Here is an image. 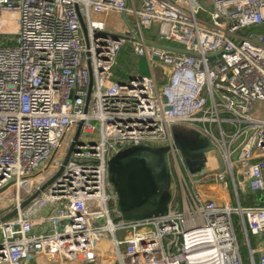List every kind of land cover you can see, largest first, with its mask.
I'll list each match as a JSON object with an SVG mask.
<instances>
[{
	"label": "built area",
	"instance_id": "1",
	"mask_svg": "<svg viewBox=\"0 0 264 264\" xmlns=\"http://www.w3.org/2000/svg\"><path fill=\"white\" fill-rule=\"evenodd\" d=\"M127 44L149 77L116 80ZM176 127L212 149L200 178ZM130 147L167 149L164 216L122 220L107 163ZM13 210L0 264H264V0H0V219Z\"/></svg>",
	"mask_w": 264,
	"mask_h": 264
},
{
	"label": "water",
	"instance_id": "2",
	"mask_svg": "<svg viewBox=\"0 0 264 264\" xmlns=\"http://www.w3.org/2000/svg\"><path fill=\"white\" fill-rule=\"evenodd\" d=\"M79 25L84 38L85 46H88L87 31L82 19L79 17ZM116 38V37H114ZM132 42H138V37L134 34ZM91 78L87 88L88 102ZM81 125H79L74 140L79 136ZM175 148L178 150L184 160L186 170L194 178H200L204 173V154L210 150L206 142H194L188 139L187 135L174 140ZM73 145L69 148L65 162L68 160ZM166 148L150 149L147 147H130L123 149L115 154L107 163L108 174L111 175L114 182V190L118 198V207L123 214L124 221L148 220L164 216L167 212V205L170 201V179L165 164ZM148 156L156 158L158 170L164 181L162 190L156 184L152 176V168L149 164ZM220 171H222V163ZM51 182V181H50ZM50 182L45 184L40 191L36 192L29 199L24 201L19 209H24L30 201L35 199ZM16 210L8 213L0 219L3 223L14 216Z\"/></svg>",
	"mask_w": 264,
	"mask_h": 264
},
{
	"label": "rangeland",
	"instance_id": "3",
	"mask_svg": "<svg viewBox=\"0 0 264 264\" xmlns=\"http://www.w3.org/2000/svg\"><path fill=\"white\" fill-rule=\"evenodd\" d=\"M144 39L149 40V41H154L156 40V28L153 27L148 31L143 32ZM153 70H157L156 67H153ZM156 72V71H154ZM159 72V70H158ZM114 77L116 78L117 81L119 82H127L129 78L133 76H140V77H149L150 73L148 70V66L143 58L136 57L133 55L131 52V45L127 44L121 50L119 51L116 62H115V67L113 69ZM73 91L70 93L69 99H72ZM95 129L97 130V127L95 125ZM188 134L187 131L181 130V127H176L172 131V137L173 139L177 138H182ZM93 139L96 141L97 140V134L93 136ZM166 157V156H165ZM229 190V189H228ZM223 192V191H222ZM260 199L261 196H258ZM234 219V227L236 228V233L238 237V244L240 249H244V252L246 250L245 248V240L243 239V236L239 230L240 224L237 221L236 218ZM262 240L264 241V236L262 237ZM253 243V240H251ZM99 250L101 252H107L111 251V248L109 247V244L106 240L102 241L99 244Z\"/></svg>",
	"mask_w": 264,
	"mask_h": 264
},
{
	"label": "flooded vegetation",
	"instance_id": "4",
	"mask_svg": "<svg viewBox=\"0 0 264 264\" xmlns=\"http://www.w3.org/2000/svg\"><path fill=\"white\" fill-rule=\"evenodd\" d=\"M191 138L190 136L188 137V139ZM148 160H149V164L152 168V176L153 179L155 180L156 184L158 185V187H160V190H162L163 185H164V181L161 177V174L158 170V166H157V162H156V158L154 156H148ZM108 177L110 179V181L113 183L114 180L111 177L110 174H108ZM122 212H124V210L121 209Z\"/></svg>",
	"mask_w": 264,
	"mask_h": 264
},
{
	"label": "trees",
	"instance_id": "5",
	"mask_svg": "<svg viewBox=\"0 0 264 264\" xmlns=\"http://www.w3.org/2000/svg\"><path fill=\"white\" fill-rule=\"evenodd\" d=\"M241 250V253L243 254V257H245V252H244V249H240Z\"/></svg>",
	"mask_w": 264,
	"mask_h": 264
},
{
	"label": "crops",
	"instance_id": "6",
	"mask_svg": "<svg viewBox=\"0 0 264 264\" xmlns=\"http://www.w3.org/2000/svg\"><path fill=\"white\" fill-rule=\"evenodd\" d=\"M247 202H248V200H247Z\"/></svg>",
	"mask_w": 264,
	"mask_h": 264
}]
</instances>
